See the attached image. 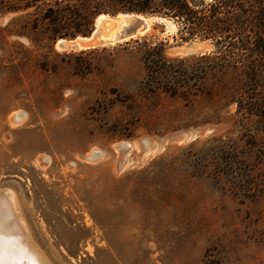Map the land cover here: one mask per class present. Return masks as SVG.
<instances>
[{
	"label": "rangeland",
	"instance_id": "374dc122",
	"mask_svg": "<svg viewBox=\"0 0 264 264\" xmlns=\"http://www.w3.org/2000/svg\"><path fill=\"white\" fill-rule=\"evenodd\" d=\"M10 2L29 8L0 7V202L11 194L48 264H264V74L249 89L235 71L205 75L214 44L182 41L166 19L61 49L83 37L57 38L79 31L78 9L55 25V0ZM144 40L179 71L187 60L176 95L147 88ZM222 82L234 102L201 94Z\"/></svg>",
	"mask_w": 264,
	"mask_h": 264
},
{
	"label": "trees",
	"instance_id": "16d2710c",
	"mask_svg": "<svg viewBox=\"0 0 264 264\" xmlns=\"http://www.w3.org/2000/svg\"><path fill=\"white\" fill-rule=\"evenodd\" d=\"M0 7L27 9L29 4L15 7L10 0H0ZM48 9L46 14L48 18H53L55 25H60L64 9H78L75 14H70L72 16L68 23L75 24L79 31L58 39L88 36L99 16L121 13L154 16L174 21L178 25V35L184 42L200 39L214 44L213 53L200 57L205 75L215 72L225 75L235 71L244 77L239 88L249 89L258 84L264 74L263 0H256L253 5L246 0H212L208 4L204 0H55V8L49 6ZM141 51L147 73V88L153 90L156 85L155 88L176 95L180 73L188 69L184 68L187 60L180 62L182 67L179 71L175 62L165 56V44L153 40H144ZM236 88L222 82L220 85L204 86L200 92L212 97L216 91H222L230 102H234Z\"/></svg>",
	"mask_w": 264,
	"mask_h": 264
},
{
	"label": "water",
	"instance_id": "95a60500",
	"mask_svg": "<svg viewBox=\"0 0 264 264\" xmlns=\"http://www.w3.org/2000/svg\"><path fill=\"white\" fill-rule=\"evenodd\" d=\"M158 20L164 19L154 16L122 13L114 17L107 16L106 20L99 23L97 18L94 23V28L88 36L63 41L60 48L74 51L89 50L128 42L148 35L149 32L154 29ZM205 46L206 45L204 43L200 44V47ZM183 50H191V47L184 48ZM193 137L194 133H185L174 137V139L187 141Z\"/></svg>",
	"mask_w": 264,
	"mask_h": 264
},
{
	"label": "bare ground",
	"instance_id": "6f19581e",
	"mask_svg": "<svg viewBox=\"0 0 264 264\" xmlns=\"http://www.w3.org/2000/svg\"><path fill=\"white\" fill-rule=\"evenodd\" d=\"M105 18L99 17L98 23ZM19 220L13 197L4 193L0 202V264H48Z\"/></svg>",
	"mask_w": 264,
	"mask_h": 264
}]
</instances>
